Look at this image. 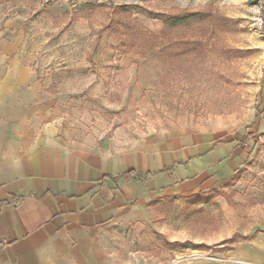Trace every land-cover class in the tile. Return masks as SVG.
Returning a JSON list of instances; mask_svg holds the SVG:
<instances>
[{
  "label": "rangeland",
  "instance_id": "rangeland-1",
  "mask_svg": "<svg viewBox=\"0 0 264 264\" xmlns=\"http://www.w3.org/2000/svg\"><path fill=\"white\" fill-rule=\"evenodd\" d=\"M263 7L264 0H0V35L13 38L51 98L89 101L78 123L103 148L145 150L162 163L168 148L166 169L174 171L175 161L185 159L178 152L189 145L251 137L264 147L257 142L264 135L257 132L264 37L254 26ZM186 13L196 20L177 28L162 23ZM219 195L233 206V194ZM235 208L244 214L241 204ZM165 209L169 217L161 220ZM154 211L153 248L172 251L165 264L208 258L242 238L239 231L223 237L222 212L190 205L178 213L171 201Z\"/></svg>",
  "mask_w": 264,
  "mask_h": 264
},
{
  "label": "crops",
  "instance_id": "crops-1",
  "mask_svg": "<svg viewBox=\"0 0 264 264\" xmlns=\"http://www.w3.org/2000/svg\"><path fill=\"white\" fill-rule=\"evenodd\" d=\"M16 50L0 35V264H165L172 251L153 248L154 207L168 201L178 213L222 212L223 237L242 234L231 250L174 264H264V147L251 137L189 145L174 171L168 148L164 163L145 150H106L78 123L89 101L51 98ZM128 171L144 179H113Z\"/></svg>",
  "mask_w": 264,
  "mask_h": 264
},
{
  "label": "trees",
  "instance_id": "trees-1",
  "mask_svg": "<svg viewBox=\"0 0 264 264\" xmlns=\"http://www.w3.org/2000/svg\"><path fill=\"white\" fill-rule=\"evenodd\" d=\"M122 11L128 15L127 11L125 8H122ZM196 20V13H186V14H177V15H171L167 16L166 18L162 19V23H164L166 26L171 27V28H177V27H182L190 24L192 21ZM133 172H125L122 173L118 176L113 177L114 180L121 179L123 177H128L132 175ZM136 178L135 179H141L142 176L140 174H135L134 175ZM214 192H208V194H213ZM205 195V194H202ZM194 196H191L193 198Z\"/></svg>",
  "mask_w": 264,
  "mask_h": 264
},
{
  "label": "built area",
  "instance_id": "built-area-1",
  "mask_svg": "<svg viewBox=\"0 0 264 264\" xmlns=\"http://www.w3.org/2000/svg\"><path fill=\"white\" fill-rule=\"evenodd\" d=\"M254 26L259 33L264 37V7L261 12L254 17ZM257 142L264 146V135L257 136Z\"/></svg>",
  "mask_w": 264,
  "mask_h": 264
}]
</instances>
